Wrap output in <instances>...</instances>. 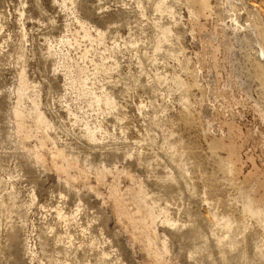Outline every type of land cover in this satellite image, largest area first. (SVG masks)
Listing matches in <instances>:
<instances>
[{"label":"rangeland","instance_id":"374dc122","mask_svg":"<svg viewBox=\"0 0 264 264\" xmlns=\"http://www.w3.org/2000/svg\"><path fill=\"white\" fill-rule=\"evenodd\" d=\"M0 264H264V0H0Z\"/></svg>","mask_w":264,"mask_h":264},{"label":"bare ground","instance_id":"6f19581e","mask_svg":"<svg viewBox=\"0 0 264 264\" xmlns=\"http://www.w3.org/2000/svg\"><path fill=\"white\" fill-rule=\"evenodd\" d=\"M20 127L22 128L23 126H20ZM116 207H117V210H118L121 214H123V215H129V214L127 213V211L125 210V207H124V205H123V203H122L121 200L116 199Z\"/></svg>","mask_w":264,"mask_h":264}]
</instances>
